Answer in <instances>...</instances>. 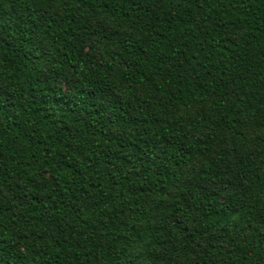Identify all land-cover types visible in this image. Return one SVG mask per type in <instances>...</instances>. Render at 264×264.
I'll use <instances>...</instances> for the list:
<instances>
[{
  "label": "trees",
  "instance_id": "trees-1",
  "mask_svg": "<svg viewBox=\"0 0 264 264\" xmlns=\"http://www.w3.org/2000/svg\"><path fill=\"white\" fill-rule=\"evenodd\" d=\"M0 264H264V0H0Z\"/></svg>",
  "mask_w": 264,
  "mask_h": 264
}]
</instances>
